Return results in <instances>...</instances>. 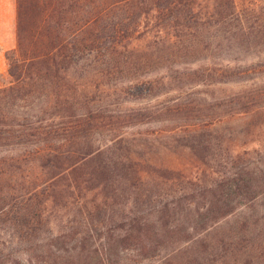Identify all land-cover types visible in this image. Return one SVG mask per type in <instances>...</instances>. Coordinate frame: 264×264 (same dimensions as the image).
<instances>
[{
	"label": "trees",
	"instance_id": "16d2710c",
	"mask_svg": "<svg viewBox=\"0 0 264 264\" xmlns=\"http://www.w3.org/2000/svg\"><path fill=\"white\" fill-rule=\"evenodd\" d=\"M263 49L264 0H16L0 85V219L12 228L0 264H264V163L242 161L158 199L130 186L133 176L144 184L149 159L133 144L176 152L221 123L179 99L189 86L237 84L219 104L199 90L204 109H264ZM133 92L138 106L111 111L122 103L112 93ZM154 93L165 96L159 107ZM149 109L183 119L123 128ZM133 195V207L120 206Z\"/></svg>",
	"mask_w": 264,
	"mask_h": 264
},
{
	"label": "rangeland",
	"instance_id": "374dc122",
	"mask_svg": "<svg viewBox=\"0 0 264 264\" xmlns=\"http://www.w3.org/2000/svg\"><path fill=\"white\" fill-rule=\"evenodd\" d=\"M237 1L242 3L246 0ZM138 41L139 44H142L145 40L139 39ZM15 47L16 0H0V85L5 84L4 82L6 80V73L9 65V59L7 58L6 52L14 49ZM262 52L264 53V49ZM175 65L177 66L178 64H174L173 66ZM164 67L161 68L159 65L155 66L153 68L155 71L153 72L160 74L163 69H166ZM236 88L237 84L227 83L209 87L195 85L184 89L182 94L179 96V99H182L185 102H195H192L196 105L192 109H198V111L202 109L201 112H210L213 113V115L222 117L221 123L215 125L213 129H210L209 138L204 141L198 142L195 139L187 140V137H184L185 139L183 141H187L188 143H191V145L186 147L182 144H177L178 146H175L176 152L164 150L160 147L158 142H154V144L146 145L144 147L133 144L134 146L132 145V147L136 150L133 154L136 155V157L138 154L143 153L144 156H149V159L146 163H143L144 168L146 169L143 174L144 177L142 178L144 180V184H141L140 181L136 183L137 178L133 176L135 183L133 186L129 184L132 190H144L145 192H149L153 199H158L160 198L159 196L162 195L160 194L161 192L174 193L183 186H194L197 182L209 181L213 178V176L217 175V173H225L232 165H237L242 161H252L258 164L264 163V109H252L248 112H240L235 115H230V109L220 108L212 103L210 104L211 109H204L202 106V104H204L202 103L203 95L199 92V90L207 89L208 97L210 96L211 99H214L212 101L218 103L222 99H225L224 95H227L231 89ZM141 89H143V87H140V90ZM112 94L115 95V100L117 102H122L120 104V109H111L112 112L122 111L125 107H127L129 103L127 99L130 100V106H138L140 103L139 101H141L138 100L141 98L135 97V92L124 95L123 93ZM117 94L120 95L117 96ZM220 97L221 99L219 100ZM147 98L149 99L151 105L159 107L163 104L162 101L165 99V96H157L154 93L147 94ZM154 110L155 112L151 110L150 116H147L144 122L138 126L131 124L125 125L123 128L130 131L132 129H140L145 132L147 129L152 130L159 127H171L173 123H180L183 119L180 118L181 114H175L174 118L168 122L163 114H159L161 112L156 111H160V109ZM193 112L196 113V111ZM104 133L105 134L100 132L98 137L102 138L103 135H109L108 131ZM165 159L166 163L167 161L169 163L168 166L177 165L180 167L181 171L177 169L167 170L162 166L165 163H163ZM202 161L207 164H203ZM206 165L210 166L208 167ZM209 168L215 169L216 172L212 173L211 169L208 170ZM196 169H198L197 172H195ZM124 197L120 196L118 199L121 203L120 206L124 207V209L125 207H133L135 200V198H133L134 195L128 197V200L125 202ZM141 197L142 198H138L139 200H137L136 203L145 207L144 205L148 204L150 199H147V195L144 194ZM144 198L145 201H142ZM57 214H59V212L52 215L51 219H54ZM105 219L106 217L104 216L99 217V220L102 223H104ZM6 223L7 222L2 220V218L0 219V240H6V238H8L6 231L12 230V228L7 226ZM48 231L49 227L46 226V229L42 231L40 235H47L50 233ZM12 241L13 242L11 244L8 243L10 247H19V245L15 243V239Z\"/></svg>",
	"mask_w": 264,
	"mask_h": 264
}]
</instances>
